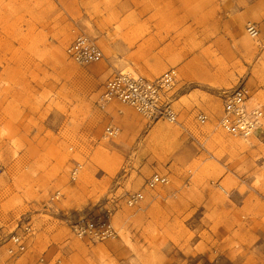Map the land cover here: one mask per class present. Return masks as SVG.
I'll list each match as a JSON object with an SVG mask.
<instances>
[{
	"label": "rangeland",
	"instance_id": "obj_1",
	"mask_svg": "<svg viewBox=\"0 0 264 264\" xmlns=\"http://www.w3.org/2000/svg\"><path fill=\"white\" fill-rule=\"evenodd\" d=\"M256 1L0 0V235L28 221L36 230L13 264H264V143L219 128L224 96L241 82L264 106ZM78 35L100 38L104 61L73 62ZM111 69L153 80L176 70L178 124L119 103L100 111ZM110 123L121 135L107 142ZM156 173L170 184L149 190ZM114 206L115 239L73 235L77 218Z\"/></svg>",
	"mask_w": 264,
	"mask_h": 264
},
{
	"label": "built area",
	"instance_id": "obj_2",
	"mask_svg": "<svg viewBox=\"0 0 264 264\" xmlns=\"http://www.w3.org/2000/svg\"><path fill=\"white\" fill-rule=\"evenodd\" d=\"M248 36L257 40L261 31L256 23L250 22L246 26ZM68 57L81 67L98 64L105 59L100 40L87 35L78 37L66 50ZM105 92L98 99V108L105 111L112 103L118 102L132 108L149 122L166 121L178 124L180 111L176 106L174 91L179 84L178 73L171 70L163 77L153 80L133 72H120L111 69ZM199 125H206L209 117L205 113L196 115ZM219 128L233 137H240L248 141L256 138L264 143V106L251 104V92L245 82H241L233 91L226 93L223 99V112L219 120ZM121 135V128L110 123L105 128L102 138L104 141H114ZM82 166L77 163L71 171L72 181L79 178ZM2 169L0 168V172ZM170 184L168 176L154 174L146 183L149 190L165 187ZM57 191L46 198L48 204H55L62 198ZM145 198L142 192L127 198L129 207H137ZM116 207H107L101 211L90 210L77 218L72 224V233L80 240L90 243H105L117 237L115 224ZM5 225L0 226V230ZM8 229L6 236L0 235V264H13L23 257L29 250L30 239L35 235V228L31 221L25 223L21 229L18 226Z\"/></svg>",
	"mask_w": 264,
	"mask_h": 264
},
{
	"label": "bare ground",
	"instance_id": "obj_3",
	"mask_svg": "<svg viewBox=\"0 0 264 264\" xmlns=\"http://www.w3.org/2000/svg\"><path fill=\"white\" fill-rule=\"evenodd\" d=\"M128 117H125L124 119L126 120V122H127V125H130L131 123H133V121H131L130 119H129V115H127ZM162 127L160 126V125H158L157 126V128L155 129V131H154V135H153V137H156L157 135H159V134H162ZM253 139V138H252Z\"/></svg>",
	"mask_w": 264,
	"mask_h": 264
},
{
	"label": "crops",
	"instance_id": "obj_4",
	"mask_svg": "<svg viewBox=\"0 0 264 264\" xmlns=\"http://www.w3.org/2000/svg\"><path fill=\"white\" fill-rule=\"evenodd\" d=\"M259 2H260V0H257V1L254 2V3L259 4ZM95 38H97V37H95ZM98 39L100 40V38H98ZM252 93H253V94H256V93H257V90H256V89H255V90L252 89V92H251V101H252V99H253V98H252ZM114 103H118V102H114ZM112 104H113V103H112ZM119 104H120V103H119ZM140 116H141V115H140ZM75 166H76V165H75ZM72 170H73V168H72ZM72 170H71V171H72ZM77 180H78V179H77ZM3 224H4V223H3ZM105 243H107V242H105ZM92 244H93V245H95V244L98 245V244H102V243H92ZM30 247H31V242H30L29 249H30ZM28 252H29V250H28ZM28 252H27V253H28ZM27 253H26V254H27ZM26 254H25V255H26ZM25 255H24V256H25ZM21 258H22V257H21ZM16 262H17V261H16Z\"/></svg>",
	"mask_w": 264,
	"mask_h": 264
}]
</instances>
